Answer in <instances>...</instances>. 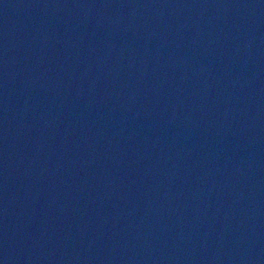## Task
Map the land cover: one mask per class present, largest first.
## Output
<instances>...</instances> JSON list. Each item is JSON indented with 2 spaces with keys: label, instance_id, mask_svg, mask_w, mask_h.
<instances>
[{
  "label": "water",
  "instance_id": "1",
  "mask_svg": "<svg viewBox=\"0 0 264 264\" xmlns=\"http://www.w3.org/2000/svg\"><path fill=\"white\" fill-rule=\"evenodd\" d=\"M0 264H264V0H0Z\"/></svg>",
  "mask_w": 264,
  "mask_h": 264
}]
</instances>
